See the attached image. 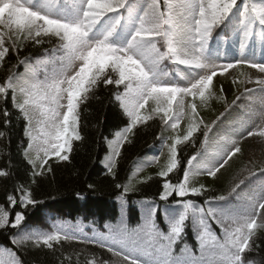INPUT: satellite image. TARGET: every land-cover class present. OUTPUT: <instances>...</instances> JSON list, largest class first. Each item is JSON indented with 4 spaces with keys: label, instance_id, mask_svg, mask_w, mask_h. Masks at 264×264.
I'll return each mask as SVG.
<instances>
[{
    "label": "snow or ice",
    "instance_id": "snow-or-ice-1",
    "mask_svg": "<svg viewBox=\"0 0 264 264\" xmlns=\"http://www.w3.org/2000/svg\"><path fill=\"white\" fill-rule=\"evenodd\" d=\"M257 43L264 48V0H0V68L10 53L19 57L25 48L43 49V56L35 63L32 57L18 59L0 84V98L6 100L11 93L13 108L26 121L28 145L24 156L32 167L33 182L35 177L52 171L49 161L53 158L69 161L74 142L83 139L82 106L101 86L115 88L113 98L128 118L114 139L105 137L109 147L107 173L113 179L121 149L131 142L129 134L137 126L159 116L162 129L175 131L186 116L188 119L182 137L166 138L162 133L157 137L168 148L167 162L157 173L162 180L159 200L166 202L163 213L167 233L154 219L159 208L148 200L144 201L142 223L135 228L121 219L116 225L106 224V232L93 226L91 235L59 221L52 223L51 231L24 229L25 213L16 211L10 218L11 209L27 208L36 201L21 185L7 195V207L0 205V229H17V234L10 237L13 246L31 242L55 251L62 243L76 241L104 249L124 264H255L245 259V253L253 250L256 231L264 228V186L258 194L242 198L237 191L244 184L241 180L227 196H206L209 189L203 184L194 186L192 181L201 174L216 178L241 151L235 140L225 136L219 142L223 149H213L209 155L212 125L200 117L197 101L204 106L212 99H224L213 89L214 77L245 65L261 74L255 79L259 88H245L233 105L242 96L251 98L257 90L264 94V62L244 55ZM237 45L239 59L221 62ZM165 61L178 70L183 66V83L162 67ZM18 65L25 66L24 74L12 71ZM245 82L253 80L249 77L240 81ZM189 97L190 101L186 99ZM150 101L154 106L149 110ZM259 102V111L252 114L264 119V96ZM3 115L8 127L11 114L7 108ZM34 120L38 130L35 135ZM196 133L203 135L201 150L188 158L183 175L174 181L171 174L181 171L178 146L194 145ZM246 135L264 137V128H253ZM8 175L7 170H0V177ZM116 188L121 190L117 200L122 204L135 190L131 180L117 183ZM233 195L244 200L240 212H228L220 205ZM192 197H203V203ZM258 216L262 220L259 224ZM189 221L198 241L199 257L184 242ZM212 223L220 228L221 236L213 231ZM177 244H183L179 253ZM4 252L9 259H0V264H21L14 251L5 248ZM59 264H73L72 256H64ZM84 264L109 262L91 254Z\"/></svg>",
    "mask_w": 264,
    "mask_h": 264
},
{
    "label": "trees",
    "instance_id": "trees-1",
    "mask_svg": "<svg viewBox=\"0 0 264 264\" xmlns=\"http://www.w3.org/2000/svg\"><path fill=\"white\" fill-rule=\"evenodd\" d=\"M219 31V30H217ZM215 47V41L212 42ZM255 46H260L256 44ZM45 47H51L46 45ZM239 53L238 46L236 47ZM234 53L231 51V55ZM240 54V53H239ZM43 56V49L40 47H28L20 51L19 57L15 53H10L4 67L0 68V84L8 75V68L18 64V59L32 57V63ZM171 67V75L176 78L181 74V68L176 69L168 61ZM12 71L18 74H24L25 66L18 65ZM249 70L247 66L240 67L236 70V75L231 80L230 85L226 88L223 86V92L220 91L221 85L213 81V89L217 96H223L224 99H212L207 104L200 106L198 112L206 124L212 125V132L209 134V144L214 137L213 122L226 109L233 105L236 96L244 92L248 87ZM235 81V83H234ZM122 90V88H121ZM113 86H101L94 98H90L82 106L81 134L83 139L74 142L73 152L70 154L69 161H56L55 158L49 161L52 167L51 172L43 176H31L32 167L24 156V149L28 145V138L25 136L26 121L22 118L18 110L12 106L11 93L7 99L0 98V132L4 133L0 137V170H7L10 175L0 177V205L7 207V195L13 193L17 186H24L32 193L35 199V205L27 208L17 206L11 209L12 216L16 211L25 213L23 221L24 229H40L51 231V225L55 221L66 223L74 228H83L84 232L91 235L92 227L95 226L98 231L106 232V224L116 225L123 219L129 228H135L142 223V216L146 210L145 200L153 201L159 208L154 219L158 226L167 233L168 225L165 222L163 208L166 202L159 200L162 180L158 178L157 173L164 166L168 159L167 156L162 159L158 165L148 169L145 164L150 158L160 153L163 141L157 137L162 133L164 137H173L176 135L183 136L186 132L188 119L184 125L178 129H162L159 116L150 120L145 125H139L129 134L130 143L126 142L121 149V156L118 158L117 168L115 169L116 178L107 173V160L109 155L108 140L115 138V133L124 128L128 123V118L119 107L117 101L113 98ZM20 97L18 96V100ZM154 106L149 102V110ZM7 108L10 112V124L5 127V117L3 109ZM143 111V110H142ZM190 112V109H188ZM202 127V126H201ZM34 134V132H33ZM195 144L185 143L178 146V158L180 160L181 171L171 174L175 181L183 175L182 169L186 166L188 158L194 155L200 149L203 141L202 133L194 134ZM169 144L171 140L167 141ZM35 155V153H31ZM195 163V162H194ZM264 168V167H263ZM261 171L252 170L249 165L236 154L229 163L217 173L216 178L201 174L193 177V185H205L209 191L206 196L225 195L227 196L231 188L244 180L243 185L247 184V179L252 176L249 172L257 173ZM151 177V179H148ZM251 179V178H250ZM131 180L134 185V191L126 197V202L121 203L117 200L120 189L116 188L117 183H126ZM146 182H141L145 181ZM246 181V182H245ZM91 185V187H89ZM237 191L241 194V189ZM197 203H203V197H192ZM237 203L235 195L229 197L228 201L220 202L223 207L231 208ZM217 236H221L220 228ZM17 234V229L2 228L0 229V259L8 260L4 249H11L16 253L21 264H59L64 256H72L73 264H76L77 254H79V264H84L85 257H91L95 254L101 260H106L109 264H124V262L113 256L104 249L93 245H84L76 241L65 242L56 246V250H49L43 246L35 247L31 242L20 246H13L10 237ZM222 238V237H221ZM185 243L192 251L198 246L196 235L192 230L189 221L186 229ZM183 244H177L176 252L179 253ZM252 257L259 264H264V228H259L254 237V247L251 251Z\"/></svg>",
    "mask_w": 264,
    "mask_h": 264
},
{
    "label": "rangeland",
    "instance_id": "rangeland-1",
    "mask_svg": "<svg viewBox=\"0 0 264 264\" xmlns=\"http://www.w3.org/2000/svg\"><path fill=\"white\" fill-rule=\"evenodd\" d=\"M250 51L252 52L251 57H253L254 56L253 48L247 49L245 53L247 54ZM256 58L257 59H255V61L264 62V53L259 52L258 55L256 54ZM225 60H226L225 57H222L221 62H226ZM229 60L230 59H228V61ZM231 60L234 59L231 58ZM166 64L167 63L165 61L162 67H164L170 73V71L165 67ZM229 72L230 74L226 73L224 76H220L218 74L215 79L216 84L223 85L227 88L230 85L231 80L236 75V69L229 70ZM260 75L261 74H259L255 69H250L249 77L252 78L253 82L249 83L247 88L258 89L259 86L255 83V79ZM177 82L183 83L182 75ZM262 96H264V94L260 93L257 90L251 98H248L247 96H242V98L239 101H236L235 107L229 110L227 115L224 116L221 120H219V122L215 125L214 137L212 138L211 143L208 147L209 155L212 154L213 149H218V150L223 149L224 145L219 142L221 141V137L227 136L236 141V144H238V146L241 149V151L237 153L238 157L240 156L249 165V167L252 170L256 171L264 167V137H260L259 135L248 137L246 135V132L248 130H253V128H264V119H261L259 116H254L252 114L253 110L259 111L260 109L259 101ZM186 99L190 101L191 98L189 97ZM209 105L210 104H207V107L206 106L204 107L207 109ZM186 111H188V109H186ZM36 117L39 118V113H36ZM186 118L187 116L181 121L179 128L184 125ZM33 129H34V135L38 134L35 120L33 121ZM234 146L235 145H230L229 147H234ZM166 156H167V147L164 146L159 154L150 158L145 164L148 166V169H150L158 165L159 162L162 159H164ZM155 157L159 158L158 161L154 160ZM149 161H153V162L148 163ZM261 174H259L256 177V180L253 184L247 186L243 190L242 194H244L245 196H250L253 194H258L261 191L262 186H264V176H262ZM243 203L244 200L242 199V205ZM242 205L241 208H235L233 210H227V211L240 212L243 210ZM261 212H264V210H261ZM261 222H262L261 217L258 216L257 223L259 224ZM245 259L252 260L255 262V264H259L257 261H255V258L252 257L251 251L245 253ZM115 264H117L116 261Z\"/></svg>",
    "mask_w": 264,
    "mask_h": 264
}]
</instances>
